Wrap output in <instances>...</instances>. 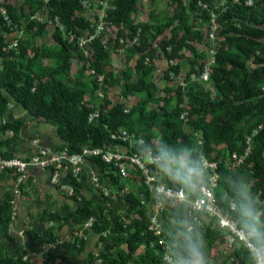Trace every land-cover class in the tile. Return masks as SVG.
Listing matches in <instances>:
<instances>
[{"label":"trees","instance_id":"16d2710c","mask_svg":"<svg viewBox=\"0 0 264 264\" xmlns=\"http://www.w3.org/2000/svg\"><path fill=\"white\" fill-rule=\"evenodd\" d=\"M137 1L113 0L114 8L107 10V20L117 24L116 47L121 46L118 42L119 37L132 38L136 30L140 29L139 44L131 45L129 48L130 53H141L134 66L136 79L132 80L130 74L125 72L122 76L121 93L123 96L142 93L144 97L128 113L123 112L121 104L109 106L110 102L105 98L101 117L91 122L87 120V116L93 107L83 102L85 91L83 84L74 80L73 85H70L67 81L72 80L69 53L73 48L78 49L67 36L74 34L76 37L90 29V22L81 14L83 7L80 1L26 0L28 3L35 2L36 7L48 8L49 16L56 15L63 27L62 30L55 27L52 33V38L56 42L54 49L46 46L35 47L31 57H28L27 49L19 40L17 50L2 49L4 43L1 32L8 30V27L0 16V58L2 59L0 127L3 133L13 132L11 137L0 138V155H12L10 147L24 124L23 119H9L11 110L16 108H22L32 118L52 126L54 134L65 141L71 151H79L82 145L93 147L107 145L110 143L109 131L122 126L137 135L144 136L146 144L152 145L155 151L166 141L175 145L177 150H189L191 159L197 160V153L194 151L196 145L194 133L198 131L206 153L213 151L217 145H226L228 150L225 157L221 156L218 165L219 187L215 192L219 204L227 207L229 202L234 201L236 208L231 214L238 219L240 226H243L237 210L239 198L236 194V185L252 180L250 190L258 211H261V221L264 223V210L260 204L264 200V0L253 1L250 6L245 4L246 0H238L237 3L226 0L224 9H216L219 12L220 24L217 36L221 40L217 42L215 64L212 66L209 80L213 84L214 94L212 95L205 88L202 80L188 84L184 89L191 102V113L211 112L214 115L210 120L202 117L188 119L191 131L185 130L179 118L183 107L177 105L175 109L169 111L160 106L162 114L156 109L147 107L149 102L158 101L154 91L155 85L147 79L146 68L154 53L152 50H147L149 42L145 34L150 29V25L146 22L135 24L132 19ZM197 1L189 0L186 4L184 0H171L174 5L173 14L167 22L157 28L158 31H162L170 27V37L160 42L164 51L170 46L169 58H179L178 50L181 45L192 52L193 59L189 71H195V67L200 66V63L197 65L198 59L200 61L206 57L194 45V43H203V40L206 42L205 34L188 23L192 15L206 22V25L208 23V12L197 6ZM203 1L210 2V0ZM36 7L33 6L32 9ZM6 9L12 22L17 23L18 16L13 7L7 4ZM45 24L47 23L30 21L28 27L36 26V33H41ZM181 32L182 35H179ZM90 45L91 48H88L91 53L90 66L97 73L106 76V84L111 83L112 75L105 71V61L108 57L106 45L99 37L94 38ZM78 53L83 59L80 49ZM42 58L51 60L52 65L45 67L40 61ZM169 68L179 70L178 65ZM93 84L96 88V83ZM177 96L180 100V94ZM9 103L12 107H9ZM134 114L139 121L134 120ZM151 128L156 129L158 137L156 142L152 138L154 134ZM246 146L250 147V153L245 161L234 169H228L225 160L229 154L232 151L242 153ZM93 161L101 170L107 168L98 157H93ZM0 174L6 172L2 171ZM107 176L116 187L124 184V180L116 177L111 170ZM72 182L80 187H84L85 184L83 180L79 183H75L74 180ZM165 182L173 187L184 185L169 175H166ZM9 198L10 193L0 204V229L3 239L13 244L15 241L7 232L11 222ZM125 199L129 202L125 212L114 214L111 209H105L104 201L100 198L96 201L92 198H83L80 206L63 215L54 209L44 208L37 217L39 220H48L50 225L47 227L43 243L60 239L61 236H57L55 231L65 224H70L71 220L79 225L93 216L94 222L90 229L94 234L100 235L98 243L104 244V247L98 248L97 254L103 258L105 264H160V249L151 246L150 241L153 237L143 232L147 221L145 210L132 193L126 195ZM170 216L173 229L170 230L167 225L166 232L169 233L168 240L173 241L179 237L178 231L182 232L184 229V225L180 222L185 221L188 224L189 219L183 216L181 209H172ZM102 232L105 233L104 236ZM194 234L203 241L202 251L206 257L210 244L217 240L218 232L207 227L199 230L195 228ZM6 241H0V264H27V259H23L28 253L27 249L21 246L9 249ZM182 242L183 239L178 244ZM63 245L72 247L78 253L84 250V241L77 235L74 236L73 242H65ZM139 248H142V251L138 252ZM231 254L240 257L241 264L252 263L248 250H233ZM42 255L46 262H51L55 260L57 254L49 250ZM96 257L92 253L87 254L88 262ZM60 261L63 264H71V261L63 255H60Z\"/></svg>","mask_w":264,"mask_h":264},{"label":"built area","instance_id":"2783aa9c","mask_svg":"<svg viewBox=\"0 0 264 264\" xmlns=\"http://www.w3.org/2000/svg\"><path fill=\"white\" fill-rule=\"evenodd\" d=\"M47 2V0H43ZM83 9L89 5L88 0H79ZM113 1V0H112ZM108 3L105 0L102 13L99 15L98 22H96L95 29L89 33L85 40H80L78 46L83 54L86 66L89 72L93 75L96 83V91L100 100V105L93 108L87 116L89 122L99 119L102 115L104 106V85L106 84V76L102 73H97L94 68L90 66L89 59L91 53L86 46V42H91L94 38H98L104 28V21L107 18V9H113L114 4ZM233 3L239 2L232 0ZM0 16L8 29H12V20L10 19L6 7L0 0ZM246 5H252L253 0H246ZM197 6L208 12L209 18L207 28L205 30L206 46L205 50L208 55L205 57L202 65L196 66L195 71H188V75H183L180 70H168L167 74L170 79L178 82L179 87L183 91V97L188 98L184 89L188 84H192L197 80H208L212 72V66L215 64V54L218 48V41L221 40L217 36L220 29L218 22L219 12L216 9H224L225 3L218 6L211 5L207 1L198 0ZM42 13L46 14L49 23L62 30V24L56 15L49 16V10L43 7ZM38 22H47V20L38 15V12L33 15ZM6 31L1 32L3 38L2 49L7 51L9 49L18 48V40L8 42L6 39ZM140 29L132 38L119 37V44H124L129 41L131 45L139 44ZM105 46V45H104ZM168 52L171 51L170 46L166 47ZM169 66L177 65L176 58H169ZM2 65H0V69ZM9 107H12L9 103ZM109 107V106H108ZM107 107V108H108ZM124 113L129 112V108H123ZM179 118L182 122H187L189 119V110L183 107ZM4 122V121H3ZM12 133V131H6ZM196 137V145L194 151L197 153V160H201L203 167V175L197 182L195 187L186 188V184L180 187H173L165 182L166 174L153 163L152 159L145 155L143 147L146 144L145 137L137 135L129 131L125 127H117L109 131L110 143L102 147H93L90 145H82L79 151H71L65 141L59 139L55 134L48 133L46 136L49 142L42 139L41 134L29 137L27 140V147L23 153L12 151L11 156L0 155V172L5 171L6 174H11L12 181L10 187V218L7 232L13 231L14 220L18 216L19 199L22 193L27 192V181L29 172L32 167L38 168L41 171L48 173L49 184L56 187L61 193L69 197L72 201V208L80 206L82 199L85 198L81 188L74 184L82 180L96 195V199L100 198L104 201L105 209H111L113 206L121 201V203L129 204L125 196L132 193L138 199L139 204L145 210L146 227L143 232L151 234L153 239L150 241L151 246H157L161 252L160 264H172L175 259L174 245H177L183 236L177 239L168 240L169 233L166 232L168 219H171L172 209H181L183 216L188 218V225L194 229H205L209 227L213 231L218 232L217 239L222 238L225 249L233 250H248L247 241L244 239L242 233L238 229L240 226L238 219L232 216L231 212L236 208L234 201L229 202L227 207H222L216 197V189L219 187V172L218 165L221 162V157L211 159L209 153L203 150V142L200 132L194 133ZM51 137V138H50ZM246 144H249V137L246 139ZM153 154H155L154 147L150 145ZM250 153V147L246 146L243 152L232 151L225 160V165L228 169H234L242 164ZM93 157H98L99 160L107 165V168L101 170L93 161ZM112 171L116 177L124 180V184L120 187L114 188L107 173ZM79 192H76V191ZM261 213V211H259ZM94 222V217H88L80 228H91ZM166 232V233H165ZM199 232V231H198ZM179 233V231H178ZM103 236L104 232L101 233ZM80 237L79 231L75 230L74 236ZM74 236L71 238H60L53 242L43 243L42 252L49 250L54 251L59 245L65 242H73ZM97 236H100L97 234ZM101 247L104 244L100 243ZM21 247L25 249L23 243ZM28 254V253H27ZM27 254L23 259H27ZM95 261L97 264H105L103 258L96 253ZM253 264V259L252 263Z\"/></svg>","mask_w":264,"mask_h":264},{"label":"rangeland","instance_id":"374dc122","mask_svg":"<svg viewBox=\"0 0 264 264\" xmlns=\"http://www.w3.org/2000/svg\"><path fill=\"white\" fill-rule=\"evenodd\" d=\"M112 0H108V3H111ZM187 4L189 0H184ZM256 1V0H253ZM89 5L86 6L82 11V16H84L89 22H90V29L84 31V33L74 36V34L67 36L69 38V41H73L74 44L78 47L77 50L74 48L69 53V61H70V78L72 80H67L70 85H73L74 80L80 81L84 88V97L83 102L86 103L89 106H92L93 108L100 105V100L96 91V88H94L95 80L93 75L89 72L88 67L86 66L85 60H83L79 56V46L78 42L80 40H85L89 33H92L95 29L96 22H98L99 15L102 13L103 9L105 8L104 2L105 0H88ZM226 0H210L211 5H220L222 3H225ZM3 5L6 7L7 4H10L11 7L16 11L18 16V22L12 23L13 28L8 29L6 31V39L8 42L15 41L16 39L20 41L23 47H25L28 51V57H31L33 55V51L35 47L39 46H46L49 48H55L56 42L52 38V33L55 30V25L48 22V19L46 14L42 13L43 7H36L35 2H26V0H2ZM35 6L36 8L33 10L32 7ZM106 8V12H107ZM174 11V5L172 4L171 0H138L137 1V7L136 10L132 13V19L135 24L139 23H148L150 25V29L146 32V36L148 38V48L147 50H152L154 53V57L150 61V63L147 64V79L154 83V91L155 96L158 99V101H152L147 104L148 109H156L159 111L160 114H162V110L159 109L160 106L165 107L167 110L175 109L177 105L179 107H187L189 110V120L202 117L205 120H210L213 117V113H191V102L187 98L185 99L183 97V91L178 85V82L170 79L167 72L169 70V56L168 51L161 47L160 42L162 40H166L170 37V27L163 29L162 31H158L157 28L162 25L165 21L167 22L168 18L173 14ZM38 12L39 16L44 17L47 20V24H45V28L41 33H36L37 27L34 26L32 28L28 27V24L30 21H37L33 15ZM38 22V21H37ZM188 23L195 27L196 29H199L202 33L205 34V30L207 28L206 22L202 21L200 18L196 17L195 15H192ZM264 27V25H263ZM117 32L118 27L115 22H112L110 20H107V18L104 21V28L102 33L99 35V38L103 44L106 45L107 51H108V57L105 61V71L107 73H110L112 75L111 83L104 85V99L103 102H105V98L110 102L109 106L114 104H121L122 108L128 107L129 110L136 105V103L144 97L142 93L137 94H131L127 96H123L121 93V85L123 83V74L128 72L130 74V78L132 80L136 79V73L134 71V66L136 63V60L140 57V52L130 53L129 48H131L130 42L127 40L124 44L121 46L116 47L115 46V40L117 38ZM182 35V32L179 34ZM264 42V39H263ZM206 43L203 40V43L201 44H195L196 48L199 51H202L204 53V56H207L208 53L206 52ZM86 46L91 48V45L89 42H86ZM194 46V47H195ZM179 58L177 59V65L179 66L180 72L185 75L191 68V60L193 59V54L190 52L187 48L179 47ZM197 51V50H196ZM146 52V51H145ZM205 57L199 61L198 64L202 65V62L204 61ZM41 63L45 67H50L52 65V61L47 58H42ZM148 62V61H147ZM0 65H2V59L0 58ZM208 80H202L204 82L205 88L211 92V94H214V87L211 81ZM200 81V80H199ZM178 94H180V100L178 98ZM108 107V106H107ZM11 114L8 115L9 119H23L24 124L19 132V135L15 142L10 147V150L15 152L17 148L25 146V143L27 144V140L29 137H32L31 135H37L38 133H44V135H47L48 133H51L54 135L53 127L40 122L34 118H32L26 111H24L22 108H16L12 109ZM134 120L139 121L137 118V115H133ZM179 119V118H178ZM182 122L183 127L186 131H191V124L189 122ZM179 121V120H177ZM1 124V122H0ZM250 123H247V125ZM1 126V125H0ZM38 126V127H37ZM34 127H36L34 129ZM151 132L154 134L152 137L154 142L157 141V135H156V129L151 128ZM13 135V132L10 133H3L1 131L0 127V138L5 137H11ZM42 138V137H41ZM51 138V137H50ZM46 141H50L49 138L46 136ZM16 147V148H15ZM26 147V146H25ZM195 147V146H194ZM227 147L226 145H217L214 147V150L209 152V157L213 159H217L218 157H225L227 155ZM17 153V151L15 152ZM9 176L5 174H0V204L3 202V200L7 197V194L10 193V187H11V181L9 182ZM247 187L250 189L253 181L248 180L245 181ZM112 186L115 188L112 184ZM84 188L87 190V194L90 196H95L94 192L91 190V188L88 187V185L84 184ZM33 193V192H31ZM29 193V195L31 194ZM31 196V195H30ZM34 195L32 194V197ZM26 197L24 193H22L20 200H19V206H18V216L14 220V226L13 231L10 233L11 236L14 239V243H7L8 248H12L15 246H21V243H23V246L25 249H27V261L28 264H63L62 261H60V255L63 254V251L65 250H58V247L62 248L61 245H59L54 251L55 253H59L56 255V258L54 261L46 262L44 260V257L42 255V245L44 242V239L46 238L45 233L47 226V223L42 224H34L30 225L28 223V219H36L41 214L42 209V203L37 201V199L34 197ZM55 197V196H54ZM63 199H60L62 202H65L69 207V197L65 196L63 194ZM38 198V197H37ZM56 199L59 200L58 197ZM263 210H264V200L260 202ZM72 205V204H71ZM126 204L121 203V201L113 206V214L114 213H121L125 212ZM168 226L171 229L172 228V220L168 219ZM55 231V230H54ZM21 232L22 234H18ZM74 232V229L71 227H65L64 229L60 231H55V234L57 236H61L65 239L70 236L72 237V234ZM36 234V237L33 234ZM18 234V235H17ZM74 235V234H73ZM0 241L4 240L2 237L1 229H0ZM93 240V239H92ZM92 240H89L87 243L85 249L79 254L78 257L74 256L76 253L71 252L70 257L74 260L73 264H86V256L88 254V251L90 249V244L93 242ZM5 241V240H4ZM36 243V244H35ZM38 244V245H37ZM66 248V247H64ZM142 251V248H139L138 252ZM226 251L224 243L222 240L218 242H212L209 247L208 255L213 258L214 262L216 264H230L228 260V255L224 254ZM71 258H69L71 260Z\"/></svg>","mask_w":264,"mask_h":264},{"label":"clouds","instance_id":"9594fccd","mask_svg":"<svg viewBox=\"0 0 264 264\" xmlns=\"http://www.w3.org/2000/svg\"><path fill=\"white\" fill-rule=\"evenodd\" d=\"M145 155L150 157L166 175L195 187L203 175L201 160L191 159V153L187 149L177 150L176 146L166 141L162 143L153 154L150 145L143 147ZM236 194L239 198L237 210L243 225L238 229L247 241L249 255L253 264H264V223L261 221V213L258 211L251 190L246 183L236 185ZM184 225L178 235L184 237L181 244L174 245L177 249L172 264H208L205 253L202 251L203 241L196 238L194 228L181 221ZM182 249V250H180Z\"/></svg>","mask_w":264,"mask_h":264},{"label":"crops","instance_id":"0c3cea01","mask_svg":"<svg viewBox=\"0 0 264 264\" xmlns=\"http://www.w3.org/2000/svg\"><path fill=\"white\" fill-rule=\"evenodd\" d=\"M35 128L36 127H34V129ZM40 134L42 135V139L45 140L46 135H44V133H40ZM34 135H31V136H34ZM25 146L27 147V144L26 143H25ZM25 146L20 147V148H17L16 151H18L19 153H23L25 151V149H26ZM5 175L9 176V178L7 177V179H9V182L12 181L11 174L7 173ZM27 187H28L29 190L27 192H24L25 196L26 197H32V194H33L34 195L33 196L34 199L36 198L37 201H39L40 203H42V209H41V211L44 208H51V209H54L55 211H57L60 215H63V214H66L68 211H70L71 208H72V205H71L72 204V201L71 200H69L70 207L67 204H65V202H62L60 200V199H63L64 198L63 197V193H61L56 187H54V186H52V185L49 184L48 173L46 171H41L38 168L32 167L30 169V172H29V178H28V181H27ZM81 190L84 193L83 195L85 196V198H92L94 201L97 200L94 195L93 196L88 195L86 193L87 190L85 188H81ZM31 192H33V193H31ZM29 193H31L30 194L31 196L29 195ZM56 197H58L59 200L56 199ZM28 223L31 226L34 225V224H36V223L37 224L47 223V226L45 227L46 232H47V227L50 226L48 220H45V219H43V220L42 219L39 220L37 218L36 219H28ZM79 225L78 224H75L71 220L70 221V224L63 225L61 228H59L58 231L61 232V230L64 229L65 227H71V228H73L74 229V232H75V230L76 231L78 230L81 239H83V241H84V249H85L87 243L89 242V240H92L93 239L92 240L93 242H91V244H90V249H89L88 253H92L95 256L96 253H97L98 248H102L101 245L98 243V236L96 234H94L91 229H89V228H80ZM74 232H73V234H74ZM18 234L20 235L22 233L19 232ZM73 234H72V237L74 236ZM33 235L36 237V234L35 233ZM45 235H46V233H45ZM10 236H11V234H10ZM61 238H63V237H61ZM69 238H71V236ZM220 240L223 241L222 238H219L215 242H218ZM6 243H8V242L6 241ZM7 247H8V245H7ZM61 247L62 248L58 247V249L56 251H58V250H65V251H63V254L62 255L65 256V257H67V259L69 261H71V264L74 263V260L73 259L75 257H78L79 254L82 252L81 251L80 253H78V252H76L75 249H73L72 247H68L67 245H61ZM64 247H66V248H64ZM56 251H53V253L54 254H59V253H55ZM71 252L76 253V255L74 256L73 259L70 257V253ZM231 252L232 251H229L228 252L227 250L224 252V254L228 255V260H229L230 264H241L242 261L240 260V257L233 256L231 254ZM69 258H71V260ZM206 260H207L208 264H216V262H214L213 258L210 257V255L209 256H206ZM86 261H87L86 264H97L96 261H95V258L91 262H88V258L86 256Z\"/></svg>","mask_w":264,"mask_h":264}]
</instances>
